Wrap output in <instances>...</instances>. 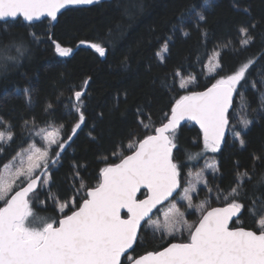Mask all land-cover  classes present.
I'll list each match as a JSON object with an SVG mask.
<instances>
[{"label":"snow or ice","instance_id":"6c2138e0","mask_svg":"<svg viewBox=\"0 0 264 264\" xmlns=\"http://www.w3.org/2000/svg\"><path fill=\"white\" fill-rule=\"evenodd\" d=\"M100 0H0V21L6 24L22 17L29 23L49 17L57 20L62 9L69 6L98 4ZM218 7V0H200L199 5L189 4L178 13L171 25L169 34L159 38L160 50L156 53L160 63H164L169 52V44L174 42L177 33L190 36V30L199 32L201 39L208 37V15ZM233 7L249 15L247 8H239V0ZM256 21L237 26V33L243 37L241 48L247 49L255 40L252 32L257 27ZM188 29V30H186ZM34 43L38 42L35 33L31 34ZM2 39V38H0ZM81 43H84L83 41ZM100 56L106 49L100 44L90 45ZM228 47L227 42L224 45ZM15 51L16 55L7 53ZM55 51L62 57L69 56L72 49L55 44ZM26 54L30 55L23 42L10 39L0 43V75L7 74L8 66L16 67ZM220 52L217 51L208 61V71L214 74L221 67ZM259 59H264L261 57ZM122 63L127 65V57ZM257 64V59L249 58L242 62L232 74L216 79L205 91H190L175 101L166 114V122L154 128V134L128 145L133 149L130 155L121 154L120 162L108 164L100 170V182L94 187H87L80 178L78 166L73 165L74 195L59 202L52 194V175L49 165L55 166L70 146L77 130L85 123V94L88 81L81 90H74L68 98L67 115L74 118L71 133L67 139L60 136L63 126H50V130L41 129L36 135H42L46 141L44 149L35 144L21 150L10 163L0 166V264H264V195L249 199L248 207L242 202V193L246 195V185L253 182L255 169L240 170L237 162L234 183L225 194L219 185L209 186L205 169L211 170L213 177L219 173V163L212 160L205 164V169L195 173V182L187 180V187L181 184V165L173 158V149L177 148L176 139L181 122L188 119L199 124L202 130L203 146L200 152L189 159H199L205 153H221L222 147L228 146L226 133H231L232 144L237 142L241 149L246 148L244 138L254 124L247 114L230 120V110L234 113L233 99L238 97L243 103L242 111L247 113L248 104L244 90L256 89L261 85L258 107L253 111L264 109V71L259 73L258 81L250 77L256 73L249 70ZM180 73L175 72L174 77ZM194 77L181 80L179 87L186 89ZM243 82V83H242ZM164 86L167 81L162 82ZM238 88L240 91H238ZM20 94V90H17ZM33 90L25 88L22 95L28 106L33 104ZM83 98V99H82ZM54 112L51 103L46 109ZM142 115L137 110V116ZM145 128L151 125H144ZM25 127L34 126V121H24ZM0 154L5 145L13 140L11 125L0 118ZM95 139V137H93ZM55 145L57 151L51 152ZM51 152V156H50ZM253 162L264 165V157L253 154ZM188 177L193 174L188 172ZM77 184L79 185L77 187ZM204 185L207 193L205 201L200 204V216L196 223L190 224L185 212L180 210L176 201H186V209H193V194L198 195V185ZM264 184V172L256 177V187ZM144 187L149 195L146 199H137V193ZM39 189V191H38ZM179 190V191H178ZM41 193H46L47 200H41ZM175 194V195H174ZM227 200L225 207H212L207 210V199ZM77 197L80 202L77 203ZM171 198V199H170ZM36 207L46 210L49 202L57 213V218L40 216L33 210ZM168 201V209L159 219L158 205ZM126 209L127 218L121 216ZM157 209L154 213L153 210ZM194 214V213H192ZM250 215L256 222L257 230L244 227H230L233 217ZM156 216V219L153 217ZM156 233L163 236H183L187 241L170 243L162 250L148 251L142 255H132L139 245L142 234Z\"/></svg>","mask_w":264,"mask_h":264},{"label":"trees","instance_id":"16d2710c","mask_svg":"<svg viewBox=\"0 0 264 264\" xmlns=\"http://www.w3.org/2000/svg\"><path fill=\"white\" fill-rule=\"evenodd\" d=\"M234 2L218 0V7L208 15L206 40H202L195 30H190L188 37L177 33L174 42L169 44L163 64L156 57L160 50L159 38L169 34L179 12L189 4L199 5L200 0H100L94 5L70 6L56 21L49 17L32 23H26L22 18L7 24L0 21V43L14 39L30 49V55L26 54L18 66L9 64L7 74L0 75V118L12 126L13 132V140L0 154V166L30 145L41 144L40 135H36L41 129L62 125L60 135L67 139L74 122V118L67 115L68 98L72 91L81 90L86 80L85 123L77 130L70 146L66 145L59 157V166L52 171L51 190L61 200L74 195L73 165L78 166L80 178L87 187L96 186L100 182V170L118 162L121 154L132 152L133 149L128 148L130 143L154 133L155 127L166 122V114L170 115L171 107L182 95L211 86L216 79L238 70L249 58L257 59L249 72L256 73L250 78L258 81L259 73L264 71V59H259L264 57V0H239V8H247L249 15L237 11ZM253 20L258 22L252 32L255 40L247 49H242L243 37L238 35L237 26ZM33 33L38 39L36 43L31 37ZM226 42L227 48L224 47ZM56 43L71 48L72 53L60 56L55 51ZM92 43L104 47L105 55L100 56L91 48ZM217 51L220 52L221 67L215 75L209 76L206 63ZM7 54L16 55L15 51ZM125 57L126 66L122 63ZM175 72L194 77V88L181 89L180 76L174 77ZM165 80L168 86L162 83ZM25 88L33 90L31 106L26 105L22 95ZM260 88L257 83L256 89L244 90L247 113L242 111L243 103L238 97L233 107L235 112H230L233 123L245 114L255 121L244 137L247 141L244 149L238 142L232 144L229 132L228 146L222 147L221 153L208 152L199 159H189L202 149V132L190 122L181 126L175 141L174 160L181 165L182 187L189 179L188 172L216 160L220 171L215 178L213 175L208 177L209 186L215 190V185H219L226 194L234 183L238 162L241 171L255 169L253 182L246 185V195L242 193L245 207H248L249 199L264 195V184L255 186L256 177L264 172V165L254 164L252 158L253 154L264 157V109L253 111L258 107ZM47 103L54 107L51 114L45 110ZM137 110L142 113L139 117ZM26 120L34 121V126L29 124L26 128ZM141 120L151 128L143 127L139 123ZM55 151L56 147L52 152ZM145 194L143 191L141 196ZM206 196L203 190L195 202L205 201ZM40 198L47 200L46 193H41ZM207 202L209 209L228 201L222 195L220 199L209 198ZM33 210L44 217L57 218L50 202L47 209L42 210L34 201ZM234 226L257 230L254 218L245 214L234 222ZM172 241L173 238H161L160 233L152 235L149 229L141 235L132 255L160 250Z\"/></svg>","mask_w":264,"mask_h":264},{"label":"rangeland","instance_id":"374dc122","mask_svg":"<svg viewBox=\"0 0 264 264\" xmlns=\"http://www.w3.org/2000/svg\"><path fill=\"white\" fill-rule=\"evenodd\" d=\"M214 54L215 53H213V54H211L210 55V57L208 58V60H207V63H206V67H207V74L209 75V76H212V75H215L216 74V72H217V70H216V72L214 73V74H210L209 73V71H208V61L210 60V59H212L213 58V56H214ZM189 78H192V77H184V76H180L179 77V79H180V81L183 79V80H188ZM195 83L193 82V83H190L189 85H188V87L185 89V90H190V89H193L194 88V85ZM5 130V128L2 126V125H0V131H4ZM45 130H50V128H47V129H45ZM61 136V135H60ZM40 140H41V144H35V147L36 148H40V149H44L45 147H46V141L43 139V136L42 135H40ZM33 145V144H32ZM56 146L55 145H53L52 146V148H51V152H52V150L55 148ZM132 150V149H131ZM51 152H50V156H51ZM12 161V160H11ZM11 161H9L8 163H10ZM212 162V160H210L208 163H211ZM59 166V162L55 165V166H51V167H49V170L51 171V175H52V171L54 170V169H56L57 167ZM201 169H205V166L203 167V168H201ZM201 169H198V170H192V171H190L192 174H193V176L192 177H188L189 179H191L193 182H195V173H197V172H199ZM204 175L208 178L210 175H213L212 174V172H211V170H209V169H205V172H204ZM188 179V180H189ZM51 186V189H52V186H53V178H52V184L50 185ZM188 185H187V183H186V185L184 186V187H187ZM197 188H198V195L197 194H193V204L195 205V208H193V209H186V207H185V205H186V201H176L177 202V204H178V206L180 207V210L181 211H183V212H185V215H186V219H187V221H188V223H190V224H194V223H196L197 221H198V219H199V216H200V204H201V202L203 201V200H200V201H198V202H195L196 201V199H198L199 198V196L201 195V193H202V191H203V189H204V185H198L197 186ZM52 191V190H51ZM52 194L53 195H55V196H57L58 197V195L54 192V191H52ZM58 200H59V202H63V201H65V200H61L59 197H58ZM79 197H77V203H79ZM2 205H3V202H0ZM206 208L208 209V207H209V203L207 202L206 203ZM167 209H168V204H166L163 208H162V210L163 211H160L159 213H158V216H159V219L162 221L163 220V212L164 211H167ZM192 213H194V214H192ZM40 216H43L42 214H39ZM153 219H156V216H154L153 217ZM165 237L166 238H173L174 240H176V241H185V240H187V233L185 232L184 234H183V236H180V235H176L175 237H171V236H166L165 235Z\"/></svg>","mask_w":264,"mask_h":264},{"label":"water","instance_id":"95a60500","mask_svg":"<svg viewBox=\"0 0 264 264\" xmlns=\"http://www.w3.org/2000/svg\"><path fill=\"white\" fill-rule=\"evenodd\" d=\"M70 7V6H69ZM65 9H62L61 11H60V13H62L63 11H64ZM60 13H58V15H57V17L59 16V14ZM18 18H22V17H17L16 19H18ZM44 18H47V17H42L40 20H42V19H44ZM15 19V20H16ZM23 19V18H22ZM38 21V20H37ZM26 23H29V22H27V21H25ZM33 22H35V21H33ZM32 23V22H31ZM209 87H211V86H209ZM209 87H207V88H209ZM207 88H205V89H203V90H196V91H205ZM188 94V93H187ZM235 100H236V96H234V99H233V107H234V103H235ZM230 112H231V110H230ZM188 122H190V123H192L193 125H195V126H197L199 129H200V127H199V124H197L195 121H192V120H188V119H186V120H184V121H182L181 122V126L182 125H184L185 123H188ZM181 126H180V128H181ZM179 128V129H180ZM201 130V129H200ZM201 132H202V130H201ZM152 134H154V133H152ZM203 135V134H202ZM228 136H229V133H226V139H228ZM132 152H130L129 154H127V155H130ZM174 153H175V149H173V158H174ZM120 162V160L118 161V162H116V163H119ZM114 164V163H113ZM143 191H145L146 192V194L144 195V196H141V193L143 192ZM179 191V190H178ZM148 195H149V192H148V190L146 189V188H144V187H142L140 190H139V192L137 193V199L138 200H141V199H146L147 197H148ZM175 195V194H174ZM171 199V198H170ZM166 203H168V201H165V202H163V204H161V205H158L157 206V209L160 207V206H162V205H164V204H166ZM226 206V204L225 205H218V206H214V207H225ZM212 208V207H211ZM211 208H209V209H207V210H210ZM157 209H154L153 210V212L155 213L156 211H157ZM126 209H122L121 210V216L123 217V218H127V216H126ZM241 216V215H240ZM240 216L239 217H233V220H232V222H231V224H230V227H232V225H233V223H234V221H236L237 219H239L240 218ZM236 227H242V226H236ZM247 229V228H246ZM248 230H253V229H248ZM180 241H173V242H171V243H179ZM170 244V243H169ZM168 244V245H169ZM167 245V246H168ZM167 246H165V247H167ZM163 249V248H162ZM162 249H160V250H162ZM122 264H123V262H122Z\"/></svg>","mask_w":264,"mask_h":264},{"label":"flooded vegetation","instance_id":"af4514ba","mask_svg":"<svg viewBox=\"0 0 264 264\" xmlns=\"http://www.w3.org/2000/svg\"><path fill=\"white\" fill-rule=\"evenodd\" d=\"M144 196V195H143ZM166 204H168V203H166ZM166 204H164V205H162V206H160L158 209H162ZM157 212V211H156ZM238 220V219H237ZM235 222V221H234ZM232 227H236V226H234V223H233V225H232ZM174 241H176V240H174ZM187 240H185V241H180V242H186ZM173 242V241H172Z\"/></svg>","mask_w":264,"mask_h":264}]
</instances>
